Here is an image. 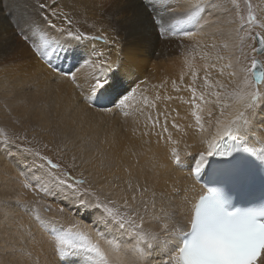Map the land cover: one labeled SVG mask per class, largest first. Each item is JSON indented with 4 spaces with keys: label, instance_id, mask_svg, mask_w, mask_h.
I'll use <instances>...</instances> for the list:
<instances>
[{
    "label": "snow or ice",
    "instance_id": "1",
    "mask_svg": "<svg viewBox=\"0 0 264 264\" xmlns=\"http://www.w3.org/2000/svg\"><path fill=\"white\" fill-rule=\"evenodd\" d=\"M231 2L236 4V0ZM59 5L60 0L51 3L23 0L14 5L17 12L10 7L0 8V13L17 29L15 35L23 39L37 61L81 88L80 100L88 108L101 105L104 112L127 115L126 106L136 89L123 87L121 53L124 45L118 39L111 41L117 55V59L112 60L111 49L106 55L91 46V42L97 40L109 43L104 30L90 35L74 28L69 14L61 11ZM117 10L123 16L113 30H122L126 36L155 31L159 37L168 33L181 37H214L227 28L234 41L225 54L217 52L214 57L206 54L200 85L204 91L197 92L196 71L192 72V82L186 86L192 93L190 103L194 105L192 114L199 132L207 133L208 129L196 109H206L209 126L215 115L213 108L218 109L214 134L211 139L202 136L206 149L187 152L183 159L177 149H171V162L175 167L186 168L197 181L205 182L206 190L192 206L190 227L184 224L183 209L173 206L170 198L169 206L162 208L161 214L149 215L148 203L142 198L147 189L139 184L134 186L130 179L125 182L126 187L120 188L119 198L113 199L119 185L105 192L103 187L95 188L83 172L74 176L77 168L91 160L76 154L68 157L66 141L64 148L59 144L52 148L43 144L54 156L45 155L39 148L23 146L25 142L32 144L25 129L23 135L15 134V139L0 138L9 159L14 158L12 148L22 154V159L15 161L20 170L17 175L12 176L7 171L0 173V234L13 235L22 229L16 209L31 210L40 226L50 234L52 255L59 264H150L154 256L159 257L160 264H264V138L256 135L264 131V16H258L250 0L246 17L239 11L221 8L214 0H200L179 9L166 6L164 10L152 0L148 4L144 0H118ZM260 12L264 13V9ZM211 47H217L215 42ZM225 60L227 62L222 63ZM65 62H72L67 71L61 67ZM89 66L94 71L82 78L88 84L84 90L78 73ZM211 70H217L220 77L227 76L232 86L221 79L212 82ZM183 81L182 74L181 84ZM172 87L177 93L183 90L175 81ZM175 99L183 100V97L161 96L157 92L151 102L144 100V106L152 109L158 102L167 104ZM159 115H164L165 123H160ZM158 125L159 131H155ZM171 127L180 132L184 130L175 118ZM150 134L158 139L167 134V139L171 140L167 113L147 116L143 135ZM96 151H101L98 146ZM36 159L42 163L36 164ZM36 170H43L41 177L32 175ZM44 177H47L46 183H41ZM34 184L39 187L34 188ZM27 191H42L53 199L59 197L77 211L83 209L84 219L94 216L91 223L102 225L105 231L97 229L93 235L80 220L73 225L76 231L58 229L61 221L57 217L44 219L34 207L42 202L29 204L21 199ZM43 208L45 212L52 211L50 204H43ZM152 208H155L154 200ZM64 211V207L59 208L60 213ZM152 221L156 229L146 226Z\"/></svg>",
    "mask_w": 264,
    "mask_h": 264
},
{
    "label": "bare ground",
    "instance_id": "2",
    "mask_svg": "<svg viewBox=\"0 0 264 264\" xmlns=\"http://www.w3.org/2000/svg\"><path fill=\"white\" fill-rule=\"evenodd\" d=\"M21 2L23 0H0V8L12 7L13 12H17L18 9L14 5ZM51 2L52 0L49 3ZM144 3L148 4L149 0H144ZM152 3L157 4V7L164 10L166 6L178 9L187 8L193 5L194 1L152 0ZM59 8L60 10L62 8L67 10L71 18L79 22H75L79 28L97 31L98 34L103 29L109 43L105 44L97 40L92 41L91 46L105 52L106 55L111 49L112 60H116L117 55L114 48H112L111 41L118 39L124 45L121 53L124 63L121 69L123 87L129 90L132 88L136 89L135 93L130 96L129 104L126 106L127 115L117 112H104L102 107H98L97 105L94 109L88 108L80 100L81 88L73 90L70 88L72 85L68 87V85L62 84L64 82L61 81L60 83L52 78L53 76L50 77V70L46 69L47 67L45 68L44 65L34 58V54L27 45L22 42V39H19V36L15 35L17 29L14 28L13 24L9 23L8 18L3 13H0V66L1 64L4 65L3 70H0V114L1 116L5 115L3 121L9 124L13 119L12 116L18 118L17 121H20L19 119L23 121L28 119L29 124L31 122L33 125L31 126L33 129L39 128L43 132L49 130V134L60 136L62 139L65 138L68 156L70 154L83 155L85 159L91 160L90 163L77 168L74 171V176H79L83 172L84 177L95 188L103 187L105 192L112 190L114 185H119L115 189L117 195H114L113 199L119 198L120 188L126 187L125 182L130 179L134 186L139 184L142 189H147V191L143 192L142 198L148 203L149 215L153 213L157 215L161 214V209H166L169 206L170 198L173 206H179L183 209L185 224L189 220V206L192 198L198 194L195 184L196 178L190 173V170L177 168L172 164L171 149H177L182 159L186 158L185 153L187 152L197 153L205 150L207 145L202 142V136L211 139V135L215 132V115H218V109L213 108L215 115L211 126L208 124L206 109L205 111L196 109L197 114L202 116V123L208 129L207 133L199 132L195 117L192 114L194 105L190 103L192 93L190 90L187 91L186 86L192 82V72L196 71V85L199 94L204 76L203 73L202 78H200L199 70L200 66L203 69L206 54L207 56L214 57L218 49L222 52L230 49L226 41L223 44L222 41L224 39L220 40L224 32L221 36L219 35V38H216L217 40L212 37H181L172 35L171 33L159 37L155 31H150L144 35L126 36L122 30L119 32L113 30L114 26H118L117 21L121 20L123 16L117 10L118 0H60ZM262 8L264 9V7ZM179 18L182 17H177V19ZM213 42L217 46L215 49L211 47ZM197 52H199L198 54H202L201 60H197L194 57ZM226 62L225 60L222 63ZM217 67H219V63ZM93 71L94 69L89 66L81 69L80 73H78L79 82L84 90H87L88 84L82 78ZM182 74L184 75V81L181 84L180 77ZM57 77L59 76L57 75ZM216 79H220L218 71L211 70L212 82ZM173 81L180 85L183 90L179 93L174 91L172 87ZM162 84L164 85L163 88L160 87ZM157 92L161 96H182L183 100L175 99L167 102V104L158 102L155 108H145L144 100L147 99L151 102ZM184 101L189 102L186 103ZM227 111L225 113L226 116ZM159 113H167L169 131L172 133L171 140L167 139V134H165L163 139H158L155 134L143 135L147 116L151 114L153 117H156ZM173 118H175L176 123L183 127V132L174 130L171 127ZM159 119L161 124L165 123L164 115H159ZM10 125L13 127V124H9V126L7 125L8 128L11 127ZM18 126L23 127L21 126V122ZM1 129L4 131L5 128L2 127ZM16 129L17 127L14 128V130ZM33 129L31 131L34 134L36 131ZM17 130L14 135L18 133ZM155 131H159V125ZM10 135H13V132ZM10 135L8 134L7 137ZM256 135L264 138V131H258ZM65 141H62V144H65ZM97 146L101 150L100 152L96 151ZM2 149L4 150V148ZM2 153L4 152L2 151ZM3 157L0 155V173L7 171L12 176L17 175L18 170H12L13 165L10 163L12 161H4ZM12 163L14 164L15 161ZM117 177L119 179H116ZM28 196L30 194L25 192L22 197L27 198ZM58 198H56L57 202H54L56 199H52L51 201L53 203L51 204L52 211L46 217H41L48 219L55 216L60 221H63V227L57 225L58 229L62 227L65 230L71 229L72 231H76L77 229L73 225L77 220H80L83 225L91 229L93 235L97 229L101 232L105 231L102 225H93L91 223V220L95 219L94 216L91 219H84L85 212L83 209L80 211L75 209L71 212L69 208L73 207H69L68 204L62 200L59 201ZM47 200L50 201L49 198ZM153 200L155 201L154 209L152 208ZM62 203L65 204V211L60 213L59 208L62 207ZM21 211L22 213L16 210V214L20 224L27 228L23 216H27L25 220L30 222L32 221L33 212ZM141 211H143V205H141ZM33 219L35 218L33 217ZM31 225H33V221ZM37 226L39 227L36 224ZM146 226L153 229L157 228L155 221L146 224ZM22 229L13 235L0 234V248L2 247L4 250L0 249V251L5 252L7 249V245L4 242L2 243L1 239L7 237L8 242L14 240L17 243L16 235L19 237L20 232H25ZM35 229L34 226L32 231ZM39 229L40 233H46L42 227ZM80 230L83 231L84 228ZM33 236H29V241L36 242L38 237ZM46 237L50 238V236ZM42 238H44V235H42ZM49 238L47 239L49 240ZM49 244L48 246H50ZM43 245L45 246V244ZM36 246L39 248V245ZM13 247L14 251L10 252L9 250H12V248L10 249L9 247L7 252L0 254V259L2 258L3 263L7 261L6 264H26L27 261L23 251L16 244ZM51 253H45L41 257V260L38 261L39 264H59ZM150 264H160L159 257L154 256Z\"/></svg>",
    "mask_w": 264,
    "mask_h": 264
},
{
    "label": "rangeland",
    "instance_id": "3",
    "mask_svg": "<svg viewBox=\"0 0 264 264\" xmlns=\"http://www.w3.org/2000/svg\"><path fill=\"white\" fill-rule=\"evenodd\" d=\"M51 0H48V2H50ZM194 1V4L193 5H195L196 3H198V2H200V0H192V2ZM214 2L215 3H217L221 8H228L230 11H232V12H236V11H239L242 15H244L245 17L247 16V2H248V0H236V4L235 5H233L232 4V2H231V0H214ZM250 2H251V4L253 5V9L258 13V16H264V14L263 13H261L260 12V9H261V7H264V0H250ZM263 9V8H262ZM61 11H63V12H66L67 13V10H64L63 8L61 9ZM70 16V18H71V15H69ZM230 18V17H229ZM72 19V18H71ZM72 21H73V27L74 28H78V29H80L81 31H84V32H86V33H88V34H90V35H96V34H98V32L97 31H90V30H85V29H83L82 27H78L76 24H75V22H77V21H75V20H73L72 19ZM77 23H79V22H77ZM257 30H259V29H257ZM204 31H210V30H208V29H204ZM100 33V32H99ZM219 35L221 36V33H217L214 37H212L213 39H216V38H219ZM197 38L198 37H201L200 35H197L196 36ZM206 38H208V37H206ZM222 39H220V40H223L222 42H223V44H224V42L226 41L228 44H229V48H231V46H232V44L234 43V41H233V39L232 38H230L229 37V35H228V32H227V28H225V30H224V33H223V36L221 37ZM19 39H22L21 37L19 38ZM217 40V39H216ZM219 40V41H220ZM99 42H102V43H104V41L103 40H98ZM22 42H23V39H22ZM229 50V49H228ZM217 52H221L220 54H225V52H222L221 50H217ZM227 52V51H226ZM199 52H197L196 53V55L194 56L197 60L199 59V60H201V58L203 57L202 56V54L200 53V54H198ZM199 56H200V58H199ZM202 56V57H201ZM71 63L72 62H65L63 65H61V67H62V69L63 70H65V71H67L70 67H71ZM3 66V67H2ZM44 67L46 68L47 66H45L44 65ZM3 68H4V65L3 64H1V66H0V70H3ZM44 68V69H45ZM46 69H49V68H46ZM50 70V77L51 76H53L52 78H54L55 80H57L58 82H60L61 83V81L62 82H64V83H62V84H64V85H68V87H70L71 85V89H73V90H77L78 88L76 87V85L72 82V81H70V80H68V79H66V80H64V78H59V77H57V74L56 73H54L55 71H53L52 69H49ZM51 71H53L52 73H51ZM203 69H202V67L200 66V70H199V75H200V78H202V75H203ZM53 74H55V75H53ZM55 76V77H54ZM56 78H58V79H56ZM220 79H222L223 81H224V83H226V84H228V81H229V78L227 77V76H224V77H220ZM66 83V84H65ZM228 86L229 87H231L232 85H230V84H228ZM188 91V90H187ZM202 91H204V89L202 88V87H200V89H199V93L200 92H202ZM182 97V96H181ZM4 107V106H3ZM93 109L95 108V106H93L92 107ZM5 115H2L1 116V114H0V123H1V121H2V123L0 124V128H5L4 129V131L1 129L0 130V138H3L4 136L5 137H7L8 136V134L10 135V134H12V132H13V135H14V133L16 132V130L18 129V127H20V126H18L19 125V123L21 122V126H23V127H20L19 129L22 131V130H25V128L26 127H28L26 130H27V134H28V141H32V144L31 145H29L27 142H25L24 143V145L23 146H25V147H28V146H31V147H33V148H39L40 149V151L42 152V153H44L45 155H49V156H54L55 155V153H53V152H51V151H48L47 149H44L43 148V144H49V148H52V146L54 145V144H59V142H60V147L61 148H63L64 146H65V144L63 143L62 144V141L64 142L66 139L64 138V139H62L60 136L58 137L57 135H53V134H49V130H46V131H42V129H39V128H35V129H33L31 126H33L32 124H31V122H30V124H29V120L28 119H26L25 121H23V120H21V119H19L20 121H17L18 120V118H15L14 116H12L13 117V119H14V121H13V119H12V121L11 122H9V124H13V127H12V125H10L11 127H9L8 128V126H9V124H8V122L6 123V122H4L3 121V117H4ZM12 117H9V118H12ZM15 121H17V122H15ZM4 122V123H3ZM12 122H14V123H12ZM19 122V123H18ZM8 125H6V124ZM4 126H3V125ZM29 124V125H28ZM17 125V126H16ZM25 125V126H24ZM28 125V126H27ZM17 127V129L16 130H14V128H16ZM13 128V129H12ZM30 128V129H29ZM34 130V131H36V133L34 132V134H33V132L31 131L32 129ZM7 129H8V133H7ZM9 129H11V130H14V131H12V132H10L9 131ZM17 130V132L20 134V135H22V134H24V132L25 131H20V130ZM29 130V131H28ZM42 131V132H41ZM31 132V133H30ZM5 133V134H4ZM17 133V134H18ZM4 134V135H3ZM48 136H47V135ZM13 135H10L8 138L9 139H15L14 137H15V135L13 136ZM33 136H35V141H34V143H33ZM55 136V137H54ZM11 137V138H10ZM45 139V140H44ZM47 139V140H46ZM49 139V140H48ZM59 140H61V141H59ZM62 145H64L63 147H62ZM1 146V148H0V155L3 157V155H5L4 153H2V151L4 152V150L2 149V148H4V145L2 144V145H0ZM2 149V150H1ZM11 152L14 154V158L11 160V159H9L6 155H5V157H3L4 158V161H7V162H10V161H12V162H14V161H16V156H17V160L19 159H22V154H19L18 152H17V149H15V148H12L11 149ZM67 155H68V153H67ZM71 156V154L68 156V157H70ZM7 158V160H5ZM39 159H36L35 160V163L36 164H40V163H42L40 160L38 161ZM38 161V162H37ZM12 162H10L11 163V165H13L12 166V170H14V169H17L18 171H19V169L16 167V163H12ZM31 161H28V163H30ZM15 171V170H14ZM42 172H43V170H36V171H34L33 173H32V175L34 176V177H41L42 176ZM41 174V175H40ZM46 180H47V177H44L42 180H41V183H45L46 182ZM44 181V182H43ZM39 187V185H35L34 184V188H38ZM27 194L29 193L30 194V196H28L27 198H25V197H21V199L23 200V201H26V202H28L29 204H34V202H36V201H40V202H42L41 204H34V207L36 208V209H38V211H39V215L40 216H43V217H46L47 216V214L49 213V212H51V211H49V212H45L44 211V208H43V204H53L51 201H52V197L50 196V195H46V194H44L42 191H40V192H34V191H27L26 192ZM33 195V196H32ZM49 198V200L50 201H48L47 199ZM58 200L60 201L61 199L60 198H58ZM54 202H57V199L54 201ZM52 206V205H51ZM61 206L62 207H65V204H61ZM69 209H71V212L73 211V210H75L76 208L75 207H73V208H69ZM16 210H18V211H20L21 213H22V209H16ZM24 211V210H23ZM42 211V212H41ZM24 212H29V213H31V212H33V211H31V210H29V211H24ZM75 213V212H74ZM33 217H35V212H33L32 213V221H33V225H31L32 224V221H30V222H27L25 219L27 218V216H23V219H24V223H26V225H27V228L29 229V232H28V229L26 228V227H22L23 229H22V231L24 230L25 232L24 233H22V232H20L19 233V237L16 235V240H18L17 241V243L16 242H14V240H12L11 242H8V238L6 237H4L3 239H1V242L3 243L4 242V244L5 245H7V249L5 250V252H7V250H9V247H10V249L12 248V250H9L10 252L11 251H14V247H13V245H15L16 244V246L18 247V248H20L22 251H23V253H24V255H25V257H26V261L29 263H32V264H39V260H41V257H43L44 255H45V253L47 254V253H50V252H52V250H50L51 249V246H48V244H49V240L47 239V238H49V237H46V236H50L49 234H48V232H46V233H40V224H39V222L37 221L36 222V220L35 219H33ZM42 217V218H43ZM45 219V218H44ZM35 221V222H34ZM28 223V224H27ZM35 224V225H34ZM36 224L37 225H39V227L37 226L36 227ZM63 221H61V224H58V226H62L63 227ZM32 226V227H31ZM34 226H35V230L34 231H32L33 229H34ZM61 227V228H62ZM33 228V229H32ZM32 229V230H31ZM65 229V228H64ZM27 230V231H26ZM35 234H34V233ZM21 234V235H20ZM32 236H31V235ZM45 234H46V236H45ZM48 234V235H47ZM27 237H25V236ZM33 235H35L36 237H38L37 239L38 240H36V242H32V241H29L30 240V237H34ZM42 235H44V238H42ZM30 236V237H29ZM41 236V237H40ZM40 237V238H39ZM13 238V237H12ZM18 238V239H17ZM42 238V239H41ZM40 239V240H39ZM50 239V238H49ZM20 240V241H19ZM37 241H39V242H37ZM42 241V242H41ZM45 242V243H44ZM8 243V244H7ZM11 243V244H10ZM24 243V244H23ZM35 243V244H34ZM40 243V244H39ZM9 244H10V246H9ZM22 244V245H21ZM42 244V245H41ZM43 244H45V246L43 245ZM12 245V246H11ZM36 245H39L38 247L39 248H37V246ZM50 245V244H49ZM9 246V247H8ZM45 247V249H44V247ZM22 247V248H21ZM48 247V248H47ZM49 247H50V249H49ZM24 248V249H23ZM1 250H3V248L1 247L0 248ZM26 249V250H25ZM48 250V251H47ZM4 251V250H3ZM50 251V252H49ZM5 252H2V251H0V254H2V253H5ZM31 254H30V253ZM44 253V254H43ZM28 254V255H27ZM52 254V253H51ZM40 255V256H39ZM12 256V255H11ZM11 256H10V259H11ZM15 256H17V255H15ZM37 256V257H36ZM54 257V256H53ZM28 260H30V261H28ZM2 261V258L0 259V264H6V262L7 261H4L5 263H3V261ZM26 262V264H28ZM29 263V264H30Z\"/></svg>",
    "mask_w": 264,
    "mask_h": 264
}]
</instances>
